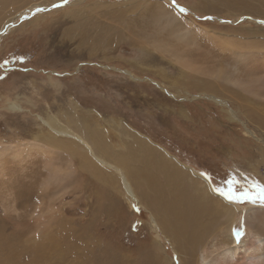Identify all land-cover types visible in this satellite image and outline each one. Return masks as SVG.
Returning a JSON list of instances; mask_svg holds the SVG:
<instances>
[{"label": "rangeland", "instance_id": "1", "mask_svg": "<svg viewBox=\"0 0 264 264\" xmlns=\"http://www.w3.org/2000/svg\"><path fill=\"white\" fill-rule=\"evenodd\" d=\"M217 72L242 79L264 73V0H15L3 5L0 140L16 148L0 149V264H14L13 253L17 264H142L141 251L154 244L160 264H201L204 257L214 264L226 243L220 239L232 244L225 218L217 222L219 237L207 233V244L192 256L175 250L153 215L169 217L188 231L192 225L206 229L230 203L209 189L207 214L204 209L189 214L180 204L186 203L184 196L160 193L166 181L157 174L141 177L142 189L145 183L155 188L140 195L150 202L142 205L117 159L130 160L140 149L130 135L137 134L148 147L164 153L163 147L204 172L223 194L255 197L254 185L264 184V125L256 119L257 110L251 111L264 108V100L217 79ZM65 108H76L85 121L99 125V148L91 145L92 155L82 146L86 156L72 155L74 175L65 169L66 156L56 155L63 170L53 177L55 169H48L43 154L21 147L33 138L28 131L47 129L48 115L60 117ZM86 157L121 184L97 178L86 168ZM250 201L233 203L247 207ZM255 202L260 205L247 213L254 227L256 220L264 222V202ZM241 221L233 237L239 243L246 235ZM65 240L68 246L62 245ZM40 245L46 246L42 252L32 250ZM123 254L128 258L120 262Z\"/></svg>", "mask_w": 264, "mask_h": 264}, {"label": "bare ground", "instance_id": "2", "mask_svg": "<svg viewBox=\"0 0 264 264\" xmlns=\"http://www.w3.org/2000/svg\"><path fill=\"white\" fill-rule=\"evenodd\" d=\"M13 1L15 0H0V11L2 10L3 5L7 3L11 4ZM182 62L184 63V61ZM235 70H238V67H236ZM249 75H250L249 78L242 79L241 77H235V75L234 76L229 75L228 77L226 75L222 76L220 75V72H217L215 77L217 79L220 78L226 81L227 83L237 87L239 90H243L246 93L253 94L256 97L260 95V97L262 98H259L258 100L262 102L261 100H264V73L262 75L260 74L259 75L254 74V76L252 74H249ZM243 96L245 99L246 96L244 94ZM241 100L243 101V99ZM255 102H257V100ZM260 104L264 106V103H260ZM248 106L249 105H247V107ZM253 108L254 109H252L253 111H251V113L257 110V112H255L256 119L259 122V124L263 126L264 125V108L260 109L259 107L256 108V106ZM60 112L62 114V116L60 117H58L55 114L48 115V118L46 121V125L48 127L47 129L42 128L39 130L28 131V134L31 135L33 138L29 140H24L23 141L24 143H22V147H21L22 148L21 150L22 151L26 150L27 153H30L31 151H34V150H38L41 154H43L46 160H49L48 162L49 164L46 163L48 169L49 170L52 169L51 165L55 169V171L52 170L53 171L52 173L54 174L53 177L54 176L61 177V170H63V169H59L61 168L60 166L61 163H55L54 161V158L55 157L57 158L56 155L66 156V159H68L67 161L69 163H68V167H65V169L67 171L71 170L70 174L74 175L76 173V170L74 169L72 170L73 168L72 167V162H73L72 155L76 154L80 156V153L83 154L81 151L82 146L87 148V150L92 155H94L95 152L91 145H94L97 147L99 145L98 143L99 135H100V131L98 130L99 125H95V124L85 121L84 118H82V116L77 112L76 108H73V109L65 108V109H62ZM232 114L235 115L233 111H232ZM61 118H64V119H62L61 121ZM72 126L76 127L77 132H75L72 129ZM130 135L132 136L133 138L132 141H134V143H139L140 149L132 151L133 154L130 160L127 157L125 159L119 157L117 159V162L121 169L127 168L128 177H126V179H128V186H130V190L135 194V197L138 203L140 204L143 203L142 205L145 204L146 206H149L150 202L148 201V198L147 200L144 198L142 199L140 195L142 194L143 197H146L149 193L150 188L152 190L155 189L153 187H150V184L148 185V183L143 184V189H142V185H139L143 183V179H141V177L146 176L149 178H153L157 174L162 175V176L165 175L164 177L166 181L164 187L158 188L160 193L179 194L181 196H184L186 203H180V204L183 208H185L189 212V214H195V213L197 214V212H199L200 209L201 210L204 209L205 213L208 211L209 208H208V205L205 204V202L209 200V193H208L209 189H211L214 193L222 196L224 199H226L230 203L227 209L225 208L226 210L223 213L214 215L216 217V220H214L213 222L211 221L207 225L206 229L205 227L202 229H199L195 225H192L190 231H188L187 229L180 228L176 223L172 222V219L169 217L162 218V219L158 218L157 220V215L153 212L154 215L153 214L152 215L154 219L156 220L157 228L159 229V231L166 234L167 238L171 241L172 246L175 248V250L178 249V247H180L181 251L184 252L185 254L192 255V256L195 255V252H197L200 248H204L205 245L207 244L206 243L207 233L209 234V236L210 235L216 236L218 233L216 237H219V234H221L220 232L222 230L219 231V229L221 228L217 225V222L221 216L223 219L225 218L224 221H227L225 222L227 224L224 226L222 225V226L225 228L228 225H230L228 229H229V234L231 236L232 244L229 245L228 240L220 239L226 243L223 246V248L220 247L219 250L221 252L217 251L218 260L215 261L214 264H223V263H226V264H260L262 260L264 264V255L261 253L259 255V251L264 248L263 247L264 236L261 235L262 233H264V222L259 224V219H258L255 221L257 224L255 223L256 225L254 227L250 225L251 220L247 217V213L250 212V210H253V208L260 205L258 202L250 201L246 205L247 207H243V206L233 203V200H229L228 197L225 194H223L222 191H218L217 190L218 188L214 187L212 185L213 183L211 184V180L204 174V172L182 163L179 160V158L169 153L163 147H160V149L163 150L164 152V153H161L155 148H151L150 146L149 148L148 143L145 140H142L141 138H139L137 134L131 133ZM9 148H11V150H14L16 148V145L12 143L10 145H6L5 141L0 140V149L3 152L7 151V149ZM83 155L86 156L87 154H83ZM85 159H86V165H87L86 168H88L90 172H93L96 175V177L98 176L101 179H105V180H113L118 185L121 184L119 178L115 174L105 169H99L97 164L90 161L87 157ZM103 159L98 158V160L102 161V164L111 165L107 161H104L105 159L104 160ZM261 163H264V156H263V161ZM62 174L63 176L65 175L64 173ZM49 175H52V174L49 173ZM64 178L65 176L63 177V179ZM126 179H124L125 184H127ZM128 186L126 187L127 191L129 190ZM202 200L204 201V203L202 202ZM222 206L224 210V205ZM174 207H177V206H174ZM216 213L218 212L216 211ZM238 214H239V217L236 218L235 216ZM244 214L250 221H248V219L243 221ZM239 221L243 222V225L246 231V235L242 239L241 243L235 242L233 239L236 233L235 231L236 226L239 223ZM200 225L202 227L204 223ZM174 235L177 238L173 237ZM246 238H249L250 241L248 242ZM55 240L57 239L55 238ZM176 240L182 243V245H179V243L175 244ZM53 244H56V242H53ZM62 245H67L66 240L63 241ZM55 246L58 247V245H55ZM43 247L44 249L46 248V246L40 245L39 247H37V249L32 247V250L42 252ZM75 248L76 247H74V249ZM158 249H159L158 244L157 245L154 244L146 248L145 250H142L141 256L143 257V259L141 260V263L142 264H160L158 261L159 258L156 257L159 253ZM16 250L18 251L19 249L16 248ZM250 251L251 253H248ZM13 255L15 254L13 253L11 256H9L11 260L10 262H14V264L19 263V261L17 260L18 257L16 256L13 257ZM127 255L128 254L121 255L120 262H125V260H127L128 258ZM14 258L16 260H14ZM5 259L7 258L5 257L4 260L3 258L1 260L5 261ZM116 262L118 263L119 260L116 259ZM209 263L211 264V262ZM209 263L206 257L202 259L201 264H209ZM188 264H193V261L191 260L188 261Z\"/></svg>", "mask_w": 264, "mask_h": 264}, {"label": "snow or ice", "instance_id": "3", "mask_svg": "<svg viewBox=\"0 0 264 264\" xmlns=\"http://www.w3.org/2000/svg\"><path fill=\"white\" fill-rule=\"evenodd\" d=\"M174 2V0H173ZM63 3H68V0H63ZM57 5H54V7ZM42 9H37V11H41ZM254 187L257 189L256 196L253 197L250 193L248 192H243L240 194H235L233 192H225L224 194L228 197L229 200H234V199H252L253 202H255L256 199H259L261 202H264V184H255ZM218 191H221L220 189H217ZM237 235L239 236V230L237 231Z\"/></svg>", "mask_w": 264, "mask_h": 264}, {"label": "water", "instance_id": "4", "mask_svg": "<svg viewBox=\"0 0 264 264\" xmlns=\"http://www.w3.org/2000/svg\"><path fill=\"white\" fill-rule=\"evenodd\" d=\"M220 20H221V18H220ZM224 20V19H223Z\"/></svg>", "mask_w": 264, "mask_h": 264}]
</instances>
